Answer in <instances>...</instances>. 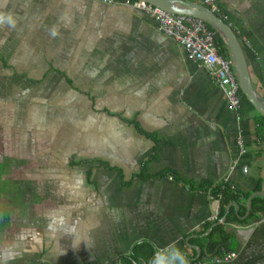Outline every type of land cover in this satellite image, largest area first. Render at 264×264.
<instances>
[{"label": "crops", "instance_id": "crops-1", "mask_svg": "<svg viewBox=\"0 0 264 264\" xmlns=\"http://www.w3.org/2000/svg\"><path fill=\"white\" fill-rule=\"evenodd\" d=\"M216 3L264 100V0ZM0 13L16 21L0 25V154L24 198L0 215V264H120L142 243L155 256L175 243L193 259L223 233L222 251L235 258L203 264H264V207L251 209L256 196L247 206L264 191L256 111L232 112L206 71L139 10L0 0ZM221 183L249 195L228 204L244 223L209 222L208 193Z\"/></svg>", "mask_w": 264, "mask_h": 264}, {"label": "built area", "instance_id": "built-area-1", "mask_svg": "<svg viewBox=\"0 0 264 264\" xmlns=\"http://www.w3.org/2000/svg\"><path fill=\"white\" fill-rule=\"evenodd\" d=\"M93 1L139 10L155 21L158 31L173 39L183 49L187 59L203 68L209 77L215 81L217 87L223 92L229 109L239 115L241 95L233 62L219 54L215 42V31L209 29L205 21L191 16L172 14L165 9L139 0ZM203 2L212 12L221 15L216 0H203ZM237 143L240 147V153L244 154L246 151L243 139L238 138ZM226 185H229L231 190H235L233 185L221 183V187ZM208 195L215 207L209 222L215 223L219 221L223 197L221 193L212 194L211 192ZM235 256L233 252L221 251L214 258V261L217 263L228 262Z\"/></svg>", "mask_w": 264, "mask_h": 264}, {"label": "trees", "instance_id": "trees-1", "mask_svg": "<svg viewBox=\"0 0 264 264\" xmlns=\"http://www.w3.org/2000/svg\"><path fill=\"white\" fill-rule=\"evenodd\" d=\"M223 20L229 24L228 20H225V19H223ZM207 26L209 29L215 31V29L212 26H210L209 24H207ZM215 42H216L219 54L225 58L231 59V57L229 56V51H228L226 44L224 43L223 39L221 38V36L216 31H215ZM240 95H241V109H240L239 115H240V117H243V116H247L249 111H255V109L248 102V100L241 93V91H240ZM263 102H264V100H263ZM258 117H259V120H257L258 121L257 122V126H258L257 134H259L261 131L259 129V127L264 126V117H261V116H258ZM128 124L132 125V124H135V122H134V120H130V121H128ZM74 165L75 164L71 161L70 166H74ZM144 170L145 169L143 168V171ZM211 192H212V194L221 193V195L223 197L222 201H221L222 210H221L219 219H221L224 215H226V222H228V223L232 222V221L244 223L246 220H248V218L246 220H239L237 218V216L240 215V212L236 216L233 213L232 208L228 207V204L232 203V202H235L236 204H240L241 199H247L249 197V195H243L242 193H240L236 190H231L229 188V185L228 186L226 185L225 187L218 186V187H216V189L214 191H212V189H211ZM252 204H253V206L251 207V209H254L255 205H257L256 207H264V197L256 196L252 200ZM240 209H241V207H240ZM251 216H253V213H250L249 218H251ZM213 229L217 230V231H221L222 230V224L214 226ZM212 234H213V231L207 235V238L210 239ZM228 240H229V237L227 235H224V233L222 235L220 242H212V241L208 240V242L205 245V250L204 251L201 250L198 257L191 259V258L185 256L186 259L188 260V264H194V263L203 264V261H206V260H210V261L212 260L213 261L214 258L218 254H220V252L222 250H224V248L221 244L228 242ZM154 257H155V252L153 251L151 246L148 245L147 243H142L139 245V247H137V248L135 247L133 249V252L131 253V255L122 257L120 260V264H151Z\"/></svg>", "mask_w": 264, "mask_h": 264}, {"label": "water", "instance_id": "water-1", "mask_svg": "<svg viewBox=\"0 0 264 264\" xmlns=\"http://www.w3.org/2000/svg\"><path fill=\"white\" fill-rule=\"evenodd\" d=\"M149 3L153 6L160 7L168 12L176 15H186L199 18L212 26L215 31L221 36L226 44L229 56L233 62L234 71L237 76L238 85L241 93L245 96L248 102L254 107L255 111L264 117V102L257 94L253 87L249 74L248 64L246 62L245 53L238 40L235 31L230 24L226 23L219 15L212 12L208 7L187 3L182 0H139ZM255 196L264 197V191L253 193L248 201V209L251 199ZM225 217L223 218V221Z\"/></svg>", "mask_w": 264, "mask_h": 264}, {"label": "rangeland", "instance_id": "rangeland-1", "mask_svg": "<svg viewBox=\"0 0 264 264\" xmlns=\"http://www.w3.org/2000/svg\"><path fill=\"white\" fill-rule=\"evenodd\" d=\"M51 94L50 96H52ZM1 139V138H0ZM3 155L0 154V197L4 194V208L0 211V215H2L3 210H7L12 208V204L17 210L18 208L23 207L24 198L21 195L22 192V181H15L13 180V176L7 175L6 168L4 169V165L6 160H3ZM16 178V177H15ZM13 180V181H12ZM8 194V195H7ZM3 198L0 199V201ZM6 213L3 212V214ZM3 216V215H2Z\"/></svg>", "mask_w": 264, "mask_h": 264}, {"label": "clouds", "instance_id": "clouds-1", "mask_svg": "<svg viewBox=\"0 0 264 264\" xmlns=\"http://www.w3.org/2000/svg\"><path fill=\"white\" fill-rule=\"evenodd\" d=\"M15 23L16 21L12 14L9 13L5 15L4 13H0V25L6 24L10 27H14ZM50 34L53 37L57 35L55 28L51 30ZM151 264H188V260L180 249L176 247L175 243H173L163 251L157 252Z\"/></svg>", "mask_w": 264, "mask_h": 264}]
</instances>
